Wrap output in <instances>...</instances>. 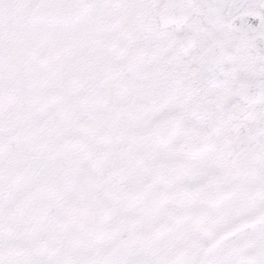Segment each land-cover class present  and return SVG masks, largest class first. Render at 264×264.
Masks as SVG:
<instances>
[{
	"label": "snow or ice",
	"instance_id": "obj_1",
	"mask_svg": "<svg viewBox=\"0 0 264 264\" xmlns=\"http://www.w3.org/2000/svg\"><path fill=\"white\" fill-rule=\"evenodd\" d=\"M0 264H264V0H0Z\"/></svg>",
	"mask_w": 264,
	"mask_h": 264
}]
</instances>
